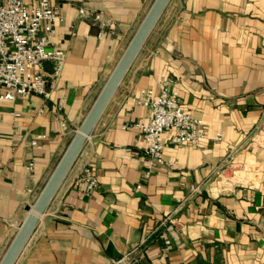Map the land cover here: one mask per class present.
<instances>
[{"label": "crops", "instance_id": "1", "mask_svg": "<svg viewBox=\"0 0 264 264\" xmlns=\"http://www.w3.org/2000/svg\"><path fill=\"white\" fill-rule=\"evenodd\" d=\"M153 1L50 0L64 18L51 40L66 52L58 72L44 63L52 98H0V260ZM95 12L115 23L101 38ZM163 73L207 137L166 132V163L150 166L132 127L150 110L134 98L159 91ZM85 165L91 193L76 184ZM137 247V264H264V0L169 1L14 264H108Z\"/></svg>", "mask_w": 264, "mask_h": 264}, {"label": "built area", "instance_id": "2", "mask_svg": "<svg viewBox=\"0 0 264 264\" xmlns=\"http://www.w3.org/2000/svg\"><path fill=\"white\" fill-rule=\"evenodd\" d=\"M87 13L85 9H80L81 15ZM63 19L61 10L52 6L50 0H0V86L4 88L0 94L1 99L15 100L31 94L52 98L44 63L53 62L55 72H58L64 62L66 52L51 40L56 24ZM93 21L103 29L99 34L100 38L103 31L115 27L113 18L101 12L94 13ZM159 85V91L145 88L134 98L136 104L150 110L147 122H138L132 126L141 133L150 166L166 163L163 140L166 132L173 130L174 141L179 144L197 145L207 137L203 120L194 116L183 105L178 91L171 88L166 73L161 75ZM54 109L61 134H68L69 125L63 116L64 101H56ZM215 139L220 140L221 134H217ZM33 143L36 144L37 141L34 140ZM32 166L30 164L28 168L31 169ZM76 184L86 193H91L98 187V177L90 165L82 168ZM192 190L199 191L200 187L193 186ZM28 191L34 190L29 188ZM173 215L174 211L161 221V225L171 235L161 247L163 256L168 253L171 238L177 236ZM142 256L141 249L137 247L118 258H112L108 264H137Z\"/></svg>", "mask_w": 264, "mask_h": 264}, {"label": "water", "instance_id": "3", "mask_svg": "<svg viewBox=\"0 0 264 264\" xmlns=\"http://www.w3.org/2000/svg\"><path fill=\"white\" fill-rule=\"evenodd\" d=\"M170 0H154L0 260L14 264Z\"/></svg>", "mask_w": 264, "mask_h": 264}, {"label": "rangeland", "instance_id": "4", "mask_svg": "<svg viewBox=\"0 0 264 264\" xmlns=\"http://www.w3.org/2000/svg\"><path fill=\"white\" fill-rule=\"evenodd\" d=\"M137 30V28L135 29V31ZM135 31H134V33H135ZM134 33H133V35H134ZM132 35V36H133ZM132 36L125 42V44L122 46V49L119 51V53H118V55H117V57H116V59H115V62H114V65L112 66V68H111V72H112V70L114 69V67H115V65L117 64V62H118V60L120 59V57H121V55L123 54V52H124V50L126 49V47H127V45H128V43H129V41L131 40V38H132ZM142 50V49H141ZM141 54V51L139 52V54H138V56ZM138 56L136 57V59L138 58ZM135 59V60H136ZM111 74V73H110ZM108 77H109V75H108ZM108 77H106V80H107V78ZM105 80V81H106ZM104 81V82H105ZM102 89V88H101ZM249 164H251V161H250V163ZM57 165V164H56ZM249 168H251V166L249 167ZM230 171H228V174H230L229 173ZM240 173H242V172H240Z\"/></svg>", "mask_w": 264, "mask_h": 264}]
</instances>
